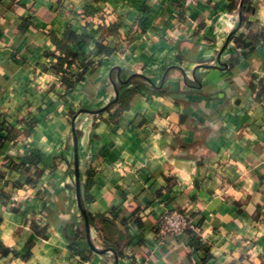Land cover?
<instances>
[{"label":"crops","instance_id":"obj_1","mask_svg":"<svg viewBox=\"0 0 264 264\" xmlns=\"http://www.w3.org/2000/svg\"><path fill=\"white\" fill-rule=\"evenodd\" d=\"M0 264H264V0H0Z\"/></svg>","mask_w":264,"mask_h":264},{"label":"built area","instance_id":"obj_2","mask_svg":"<svg viewBox=\"0 0 264 264\" xmlns=\"http://www.w3.org/2000/svg\"><path fill=\"white\" fill-rule=\"evenodd\" d=\"M196 0H182L184 6L195 4ZM187 230L198 232L189 215L181 209H166L154 225L155 239L152 250L163 245L166 238H174Z\"/></svg>","mask_w":264,"mask_h":264},{"label":"trees","instance_id":"obj_3","mask_svg":"<svg viewBox=\"0 0 264 264\" xmlns=\"http://www.w3.org/2000/svg\"><path fill=\"white\" fill-rule=\"evenodd\" d=\"M64 51L65 52L62 57L61 56L57 57V63L54 67V71L60 76L64 84L70 87L74 82L82 80L83 73L88 71V69L91 67V63L87 61L85 62L83 59L78 61L74 53H72L69 50H64ZM73 64L79 67V71L76 74L72 73L71 71V66ZM87 223L88 224L92 223V218L89 216H87Z\"/></svg>","mask_w":264,"mask_h":264},{"label":"water","instance_id":"obj_4","mask_svg":"<svg viewBox=\"0 0 264 264\" xmlns=\"http://www.w3.org/2000/svg\"><path fill=\"white\" fill-rule=\"evenodd\" d=\"M76 155V153H75ZM75 183H76V196H77V206H78V209L80 210L83 218H84V221H85V224H86V230H87V216H86V213L83 209V206H82V203H81V199H80V192H79V171H78V165H77V162L75 161Z\"/></svg>","mask_w":264,"mask_h":264}]
</instances>
